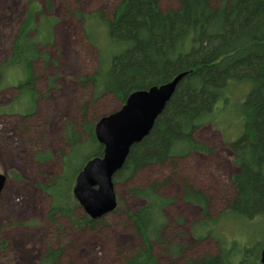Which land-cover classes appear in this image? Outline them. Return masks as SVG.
I'll return each instance as SVG.
<instances>
[{
	"label": "trees",
	"instance_id": "16d2710c",
	"mask_svg": "<svg viewBox=\"0 0 264 264\" xmlns=\"http://www.w3.org/2000/svg\"><path fill=\"white\" fill-rule=\"evenodd\" d=\"M160 2L122 0L112 20L102 22L107 28L106 49L90 40L98 48L100 67L84 82L91 83L95 100L111 94L122 105L136 90L159 86L185 74L148 136L130 148L123 167L113 176V184L128 181L149 167L207 152L195 139V132L213 122L219 112L217 107L226 106L231 88H247L235 110L238 136L227 142L238 171L230 178L233 193L226 200L225 210L212 220L202 194L188 186L183 188L182 199L199 205L207 218L192 229L196 239L211 236L219 242V250L213 255L189 257L183 264H260L264 241H253L251 237L256 235L254 226H264V0H222L218 5L213 0H176V7L166 9L161 8ZM53 25V20L44 17L38 8L29 7L12 53L2 66L3 74L5 70H14L21 76L16 84L19 95L12 106L24 118L34 109L38 98L31 63L39 57L37 46L51 43ZM31 33L34 35L30 37ZM43 58L47 63V56L43 54ZM99 119L94 123L88 120L86 105L82 107L79 128L85 140L80 142V133L72 125L67 126L64 135L71 150L63 158L64 170L53 183L43 187L51 196L50 216L66 217L75 228L94 229L101 219L91 220L85 214L76 217L73 210L78 205L72 195L75 177L82 166L103 154L94 135V124ZM79 152L83 161L71 180L67 171ZM47 156L37 153L35 158L43 161ZM157 187L129 191L144 202L129 214L142 246L122 264H163L152 252L150 241L163 235V209L171 201L161 197L155 191ZM234 220L248 229L252 227L249 241L218 240L217 224ZM163 240L159 239L160 243ZM180 251L179 247L170 248L175 257ZM61 254V249L49 248L39 264H58Z\"/></svg>",
	"mask_w": 264,
	"mask_h": 264
},
{
	"label": "rangeland",
	"instance_id": "374dc122",
	"mask_svg": "<svg viewBox=\"0 0 264 264\" xmlns=\"http://www.w3.org/2000/svg\"><path fill=\"white\" fill-rule=\"evenodd\" d=\"M121 1L0 0V174L7 178L0 196V264H39L49 248L62 250L58 264H122L142 246L129 214L144 202L129 191L151 185L158 186L155 191L171 201L163 209L166 223L159 236L165 243L159 239L150 241L152 252L161 263L183 264L189 257L213 255L219 250V242L211 236L196 239L192 229L207 218L199 205L182 199L183 188L188 186L202 194L212 220L225 210L226 200L233 193L230 178L238 171L227 142L238 136L235 110L247 88H231L226 106L217 107L219 112L213 122L195 132V139L207 152L149 167L128 181L116 182V210L101 218L94 229L75 228L59 214L50 216L51 196L43 187L53 183L64 170L63 158L71 150L65 129L72 125L80 133V142L84 141L79 128L82 107L86 105V118L93 123L121 107V101L111 94L95 100L91 83L84 82L100 67L97 46L106 49L108 43L107 28L102 22L112 20ZM221 1L213 3L218 5ZM176 5V0L160 2L162 9ZM29 7L38 8L54 25L51 43L37 46L39 57L31 63L38 98L24 118L12 106L19 95L16 84L21 76L14 70L3 74L2 66L12 53ZM35 19L39 21L40 16L36 14ZM90 40L97 46L91 45ZM37 153L47 154L48 158L38 161ZM82 161L79 152L72 158L67 178L72 180ZM73 214L82 217L85 213L80 206H74ZM234 221L217 224L218 240L249 241L252 227L248 229ZM252 230L256 235L251 239L263 242L264 226H254ZM172 247L181 248L176 257L170 252Z\"/></svg>",
	"mask_w": 264,
	"mask_h": 264
},
{
	"label": "water",
	"instance_id": "95a60500",
	"mask_svg": "<svg viewBox=\"0 0 264 264\" xmlns=\"http://www.w3.org/2000/svg\"><path fill=\"white\" fill-rule=\"evenodd\" d=\"M184 76L181 73L165 84L132 92L120 109L94 124V135L103 154L87 160L77 173L72 188L75 201L91 220L103 218L116 209L113 176L123 167L130 148L148 136L155 119ZM6 181V176L0 174V196ZM259 260L264 264V244Z\"/></svg>",
	"mask_w": 264,
	"mask_h": 264
},
{
	"label": "bare ground",
	"instance_id": "6f19581e",
	"mask_svg": "<svg viewBox=\"0 0 264 264\" xmlns=\"http://www.w3.org/2000/svg\"><path fill=\"white\" fill-rule=\"evenodd\" d=\"M89 25V24H88ZM110 41V40H109ZM109 56V55H108ZM223 92V91H222Z\"/></svg>",
	"mask_w": 264,
	"mask_h": 264
}]
</instances>
